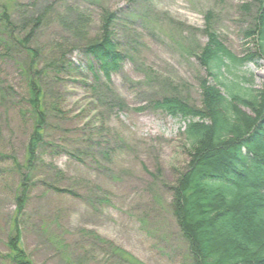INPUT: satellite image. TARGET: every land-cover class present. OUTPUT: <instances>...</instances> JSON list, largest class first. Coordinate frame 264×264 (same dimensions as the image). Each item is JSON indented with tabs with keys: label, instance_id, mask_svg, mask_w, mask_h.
Returning <instances> with one entry per match:
<instances>
[{
	"label": "rangeland",
	"instance_id": "1",
	"mask_svg": "<svg viewBox=\"0 0 264 264\" xmlns=\"http://www.w3.org/2000/svg\"><path fill=\"white\" fill-rule=\"evenodd\" d=\"M16 1L27 5L30 18L44 16L36 37L40 47L68 35L65 21L81 18L92 38L98 36L106 12L126 7L138 11L136 19L118 31L124 61L109 80L101 79L103 95L117 97L123 108L108 109L102 100H95L90 87L71 78L55 81L49 76L43 81L47 96L63 114L54 124L69 131L89 127L87 131L103 139L107 143L103 149L112 154L109 161L99 157L97 164L88 162L86 166L67 155L48 159L61 172L50 176V184L63 190L85 186L88 191L83 189L84 201L47 191L42 185L33 191L23 241L34 264H58L38 228L40 220L54 219L65 231L95 232L144 264H189L187 244L172 216L167 188L190 160V148L183 137L186 123L154 105L165 96H179L200 108V81L207 74L195 56L208 41L204 33L208 14L226 48L243 59L254 53L247 33L255 29L260 0ZM72 58L79 59L77 52ZM233 73L247 80L246 88L264 90V61L244 63ZM0 83L13 87L20 99L27 95L24 77L11 61L0 59ZM240 110L253 116L246 107ZM22 111V105L12 107L0 100V153L19 162L24 160L32 130ZM0 170V254H5L7 223L16 209L19 177L11 163L0 164ZM101 199L108 204L97 205ZM0 264L8 263L0 260Z\"/></svg>",
	"mask_w": 264,
	"mask_h": 264
},
{
	"label": "trees",
	"instance_id": "2",
	"mask_svg": "<svg viewBox=\"0 0 264 264\" xmlns=\"http://www.w3.org/2000/svg\"><path fill=\"white\" fill-rule=\"evenodd\" d=\"M260 6L255 29L247 33L254 53L243 59L226 48L208 14L204 32L208 41L195 56L207 74L200 81V108L179 96H165L154 105L186 123L183 137L190 160L175 183L166 187L172 216L187 244L189 264H264V90L246 88L247 80L233 73L244 63L264 61V0ZM27 9L16 0L0 3V59L17 65L27 88V95L20 99L13 87L0 83V100L12 107L22 105V116L32 126L23 162L0 153V164L11 163L19 177L16 209L7 223L6 253L0 254V260L8 264H34L23 239L29 222L27 207L38 186L76 200L87 197L85 186L63 190L50 184V176L61 172L48 159L67 155L86 166L97 164L99 157L109 161L112 154L103 149L107 148L103 139L87 131L89 127L69 131L54 124L63 114L47 96L43 81L49 76L55 81L71 78L90 87L95 100H102L108 109L123 108L117 97L103 95L101 79L109 80L124 61L118 31L138 15L128 7L106 12L98 36L92 38L81 18L77 23L65 21L68 35L40 47L36 37L45 18H30ZM74 51L77 61L72 58ZM241 106L253 116L240 110ZM104 203L108 201L101 199L97 205ZM47 222L40 220L38 228L58 264H144L95 232L72 233L57 219Z\"/></svg>",
	"mask_w": 264,
	"mask_h": 264
}]
</instances>
